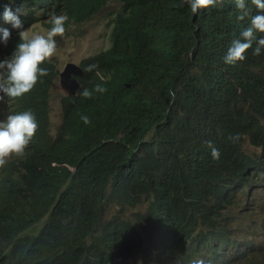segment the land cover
Returning <instances> with one entry per match:
<instances>
[{
  "label": "trees",
  "instance_id": "16d2710c",
  "mask_svg": "<svg viewBox=\"0 0 264 264\" xmlns=\"http://www.w3.org/2000/svg\"><path fill=\"white\" fill-rule=\"evenodd\" d=\"M111 1L120 8L110 46L81 60V86L62 94L56 131L53 61L43 62L47 73L27 93L0 95L6 114L27 108L38 122L23 153L0 164V264H264L251 257V241L225 232L234 193L264 171V54L222 59L248 18H237L234 0L196 13L186 0H15L13 7L24 26L46 22L51 11L71 26ZM246 7L259 10L251 0ZM0 25L11 31L3 58L19 37ZM244 134L261 154L245 148ZM251 214L264 218L262 210Z\"/></svg>",
  "mask_w": 264,
  "mask_h": 264
},
{
  "label": "clouds",
  "instance_id": "9594fccd",
  "mask_svg": "<svg viewBox=\"0 0 264 264\" xmlns=\"http://www.w3.org/2000/svg\"><path fill=\"white\" fill-rule=\"evenodd\" d=\"M186 2L191 12L196 13L202 6L213 4L215 0H186ZM251 2L259 9L254 14L246 7V0H234L236 8L241 10L237 13V18L247 17L248 23L241 28L238 36L230 41L222 57L226 64H235L238 60H243L248 49H251L252 55L264 54V0H251ZM14 3L15 0H0V9H2L0 21L9 24L12 29H16V35L19 37L12 51L0 58V95L8 98L20 97L27 93L32 89L37 79L47 73L48 69L43 66V62L55 53V36L65 32V22L68 19L63 12L51 11L48 17L50 26L47 30L44 32L34 31L29 34L21 20V9L13 7ZM10 35V28L0 25V44H7ZM62 70L58 73L59 78ZM82 75L74 74L79 81V77ZM60 91L62 94H67ZM81 94L89 95L88 89L83 88ZM0 115H5L0 119V164H3L5 158L10 154L23 153L25 146L38 127V122L35 114L27 108L6 114L2 110L1 99ZM82 119L87 122L86 116H83ZM243 136L245 141L248 138L252 143L249 134ZM206 143L212 158H218L219 149L213 141L208 140ZM244 146L248 151H255L248 145L244 144ZM253 146L256 148L255 145ZM259 149L256 153L261 154L262 150ZM234 196L235 203L228 211L231 220L225 222L227 228L225 232L249 241L260 237L258 231L264 225V218L251 214V211H264V171L254 172L250 184L234 193ZM188 264H210V261L196 258L189 260ZM217 264L220 263L217 262Z\"/></svg>",
  "mask_w": 264,
  "mask_h": 264
},
{
  "label": "rangeland",
  "instance_id": "374dc122",
  "mask_svg": "<svg viewBox=\"0 0 264 264\" xmlns=\"http://www.w3.org/2000/svg\"><path fill=\"white\" fill-rule=\"evenodd\" d=\"M119 8V3L111 1L90 19L71 26H66L63 34H57L55 36L56 51L48 59L53 61L60 71L68 62H75L80 65L83 58L96 54L109 47L111 43L110 32L112 28V20ZM46 22H43L42 20L30 21L25 28L28 30L29 34L34 31L44 32L50 26L48 19H46ZM59 80L60 78L58 76L51 87L53 105L51 111V129L53 132L56 131L62 119L61 99L63 95L60 91ZM4 116L5 115H0V119L4 118ZM244 144L248 145L255 151L260 150L258 147L255 148L248 138ZM11 155L13 154H10L5 159L10 158ZM145 205L146 203L136 207H127V214L134 213L138 210L143 211ZM116 211V207H112L110 211L107 212V215H111ZM127 214L124 213V215ZM258 234L260 237L253 238L249 246L253 252L251 257L254 256L261 261L264 257V225L258 231ZM140 259L141 255H138L137 260Z\"/></svg>",
  "mask_w": 264,
  "mask_h": 264
},
{
  "label": "water",
  "instance_id": "95a60500",
  "mask_svg": "<svg viewBox=\"0 0 264 264\" xmlns=\"http://www.w3.org/2000/svg\"><path fill=\"white\" fill-rule=\"evenodd\" d=\"M83 72L84 70L79 64L75 62H68L64 69L60 72V89L66 92L68 95L76 94L81 83L78 78L74 76V74L82 75Z\"/></svg>",
  "mask_w": 264,
  "mask_h": 264
}]
</instances>
